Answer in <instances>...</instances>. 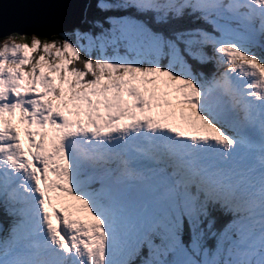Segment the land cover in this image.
I'll return each mask as SVG.
<instances>
[{
	"label": "snow or ice",
	"instance_id": "snow-or-ice-1",
	"mask_svg": "<svg viewBox=\"0 0 264 264\" xmlns=\"http://www.w3.org/2000/svg\"><path fill=\"white\" fill-rule=\"evenodd\" d=\"M72 7L0 44V264H264V0Z\"/></svg>",
	"mask_w": 264,
	"mask_h": 264
},
{
	"label": "water",
	"instance_id": "water-1",
	"mask_svg": "<svg viewBox=\"0 0 264 264\" xmlns=\"http://www.w3.org/2000/svg\"><path fill=\"white\" fill-rule=\"evenodd\" d=\"M73 0H0V40L8 33L50 39L72 21Z\"/></svg>",
	"mask_w": 264,
	"mask_h": 264
},
{
	"label": "rangeland",
	"instance_id": "rangeland-1",
	"mask_svg": "<svg viewBox=\"0 0 264 264\" xmlns=\"http://www.w3.org/2000/svg\"><path fill=\"white\" fill-rule=\"evenodd\" d=\"M3 42H4V39H2V40L0 41V44H2ZM15 42H16V43H28V44L30 45V42H31V41H30V40L27 41V40H25V39H18V40H16ZM17 130H19L18 127H17Z\"/></svg>",
	"mask_w": 264,
	"mask_h": 264
},
{
	"label": "trees",
	"instance_id": "trees-1",
	"mask_svg": "<svg viewBox=\"0 0 264 264\" xmlns=\"http://www.w3.org/2000/svg\"><path fill=\"white\" fill-rule=\"evenodd\" d=\"M51 38H52V37H51ZM51 38H50V39H51ZM18 39H25V40L28 41V40H30V37H23V36L20 37V36H18L17 40H18ZM39 39H40V38H39ZM40 40H41V43H43V41H44L45 39H40ZM0 41H1V40H0Z\"/></svg>",
	"mask_w": 264,
	"mask_h": 264
}]
</instances>
